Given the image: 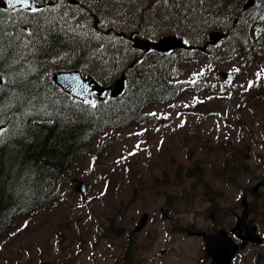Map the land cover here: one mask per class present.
<instances>
[{
	"label": "rangeland",
	"instance_id": "obj_1",
	"mask_svg": "<svg viewBox=\"0 0 264 264\" xmlns=\"http://www.w3.org/2000/svg\"><path fill=\"white\" fill-rule=\"evenodd\" d=\"M254 8L263 14L264 0H256ZM196 10L186 30L202 22ZM114 18L101 13L99 23L110 30ZM84 21L81 32L100 35ZM107 35L95 38L103 43L92 50L85 42L94 64L89 67L128 58L114 51L115 38ZM220 45L221 51L214 50L219 55L215 66L203 57L168 59L167 78L183 82L177 99L145 106L149 119L144 123L95 137L90 154L76 156L53 178L52 205L1 225L0 264H120L115 262L127 241L134 254L131 264H208L196 233L232 227L243 193L264 178V92L256 94L254 88L264 83V55L243 57L232 39ZM62 54L72 58L69 50ZM224 72L231 73L230 81L223 80ZM193 80L200 86L192 85ZM192 105L199 111H189ZM79 181L86 190L84 199L75 188ZM247 201L256 210L252 217L263 243L238 255L264 248V185L248 194ZM144 212L146 225L133 233Z\"/></svg>",
	"mask_w": 264,
	"mask_h": 264
},
{
	"label": "trees",
	"instance_id": "obj_2",
	"mask_svg": "<svg viewBox=\"0 0 264 264\" xmlns=\"http://www.w3.org/2000/svg\"><path fill=\"white\" fill-rule=\"evenodd\" d=\"M47 1L50 4H46ZM108 1L36 0L44 4L42 9L45 11L35 14L20 8H0V29L6 32L24 30L25 33L35 30L39 35L38 51L34 57H29L35 70H28V79L32 81L29 87L36 99L23 108L5 106L0 114L3 120L0 129L6 130L4 142L0 144V225L5 219L29 215L50 205L53 201L50 192L53 178L66 170L76 155L92 150L93 137L147 121L143 109L148 103L173 100L180 92L181 84L169 81L166 76L169 56L145 57L129 67L125 63H110L109 66V62L105 67L103 64L101 68L89 67L94 64L88 58L92 52H87L85 42L92 50L97 43H103L97 41L100 35L108 37L98 23L101 13L108 11L113 17L125 20L128 29H138V34L148 32L147 38L176 28V25L154 30L152 25L145 27V22L154 23L153 19H157L155 3L158 0H145V5H139L141 0H137L135 7L130 6L127 0H118L113 4L114 9L107 10ZM168 1L171 4L168 13H173L176 23L182 24L184 11L181 7L187 2ZM198 2L202 5L203 16L210 19L214 27L220 25L222 17V29L235 38L236 52L249 54L253 51L254 27L257 24L261 28L264 18L251 11L239 12L241 0ZM129 12L136 16L131 17ZM76 14L87 17L84 25H92L100 35L91 36L87 30L81 32L82 25L77 21L84 19ZM234 18L237 20L235 23L232 22ZM262 34L260 42L264 40V32ZM63 50L71 51L72 58L67 60L70 56L63 57V54L61 57L59 54ZM75 68L91 72L101 85L109 84L123 72L126 75L125 90L116 98L97 102L95 107L87 106L70 98L49 78L53 70ZM132 251L128 242L121 255L123 264L131 263Z\"/></svg>",
	"mask_w": 264,
	"mask_h": 264
},
{
	"label": "water",
	"instance_id": "obj_3",
	"mask_svg": "<svg viewBox=\"0 0 264 264\" xmlns=\"http://www.w3.org/2000/svg\"><path fill=\"white\" fill-rule=\"evenodd\" d=\"M252 3L253 0H248L243 9H247L252 5ZM0 7L4 9L21 7L31 10L32 7L41 8L42 6L32 3V0H29L28 6H25L22 3L10 5L7 0H0ZM152 47L159 51L170 52L175 48L183 47V44L175 37H165L153 43ZM226 77L229 78L230 76L226 75ZM50 78L60 89L68 93L70 96L81 99L89 105H93V101L89 97V92L91 90H95L99 99L106 96L107 90L110 91V95L112 96H116L123 90L122 77L108 88H101L91 77H83L78 70H57L50 74ZM258 185L259 184L253 188V191L257 189ZM78 190L82 192L83 196H85V190L82 183H79ZM242 204L244 205V209L241 215L237 217L236 223L231 229V232L233 233L236 230L239 233L243 232L240 236L242 242L239 246L232 242L223 229H219L216 233L210 235L204 233L199 234L203 237L205 249L211 256L210 264H228L232 256L239 249L243 248L248 240L256 243L261 241L260 237L255 232V226L252 224V221L247 219L248 212L245 197L242 199ZM162 212L165 213L163 210ZM146 219L147 215L142 214L134 227V231L140 230V228L145 224Z\"/></svg>",
	"mask_w": 264,
	"mask_h": 264
},
{
	"label": "snow or ice",
	"instance_id": "obj_4",
	"mask_svg": "<svg viewBox=\"0 0 264 264\" xmlns=\"http://www.w3.org/2000/svg\"><path fill=\"white\" fill-rule=\"evenodd\" d=\"M10 5L22 3L28 6L29 0H7ZM36 0H32L35 3ZM45 9L32 7V13L43 12ZM46 39V37H45ZM39 35L31 30L25 33L4 31L0 29V114L8 108H23L25 104H31L36 96L29 87L32 81L28 79V70H35L29 57H34L38 51ZM203 73L201 72L200 75ZM193 84L195 80L191 81ZM252 83L249 82V87ZM19 89L20 91H17ZM95 107V104L92 105ZM28 114V113H25ZM151 115H156L152 113ZM3 120L0 119V124ZM6 130L0 129V144L4 142L3 136ZM27 226V225H25Z\"/></svg>",
	"mask_w": 264,
	"mask_h": 264
},
{
	"label": "flooded vegetation",
	"instance_id": "obj_5",
	"mask_svg": "<svg viewBox=\"0 0 264 264\" xmlns=\"http://www.w3.org/2000/svg\"><path fill=\"white\" fill-rule=\"evenodd\" d=\"M128 30H129V32L125 33V35L126 34H127V36L129 35V38H132L133 36L135 37V39L138 38V31H139L138 29H133L132 28V29H128ZM200 35H201L200 33H197V34L192 33L191 34V36L195 37V38H196V36L198 37ZM217 42H218V40H216V39L215 40H210L208 35H207V36H204L202 45H198V46H196L194 48L197 49V50H201V47L203 46L202 52H204V54H207V52L211 48V46L214 45ZM129 43H130V45L132 47L140 48V49H142L144 51H151V49L148 48V45L142 47L141 45H138L139 43H134V40H132V39H129ZM140 49H138V50H140ZM245 193L250 194V192H245ZM256 193L257 192H255V193H253L251 195H254ZM248 212H249L248 217L253 220L252 213H255L256 210H254V208L251 206V204L249 205ZM234 217H236V214H234ZM256 229H257V226H256ZM262 243H263V240H262ZM260 244H257V245H260ZM249 245H251V243H249L247 246H249ZM235 258L237 259V262H234ZM235 258H233L232 261L229 264H264V248L262 250H260V251H257L254 254H251V255H238V256L236 255Z\"/></svg>",
	"mask_w": 264,
	"mask_h": 264
}]
</instances>
